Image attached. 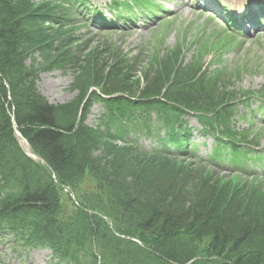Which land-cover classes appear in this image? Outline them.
<instances>
[{
  "label": "trees",
  "instance_id": "16d2710c",
  "mask_svg": "<svg viewBox=\"0 0 264 264\" xmlns=\"http://www.w3.org/2000/svg\"><path fill=\"white\" fill-rule=\"evenodd\" d=\"M73 5L87 10L86 0H0V244L47 249L55 264H264V181L248 166L264 157L258 135L233 124L239 99H264V87L230 89L227 69H204L200 53L184 62L180 47L156 50L135 81L140 57L112 48L80 60L64 31ZM72 68L77 95L50 104L40 73ZM92 87L123 96L105 101ZM96 102L107 112L93 130ZM190 115L214 140L209 165L190 144ZM154 127L148 151L134 136Z\"/></svg>",
  "mask_w": 264,
  "mask_h": 264
},
{
  "label": "rangeland",
  "instance_id": "374dc122",
  "mask_svg": "<svg viewBox=\"0 0 264 264\" xmlns=\"http://www.w3.org/2000/svg\"><path fill=\"white\" fill-rule=\"evenodd\" d=\"M36 3L51 2V0H34ZM91 8L97 7L98 10H104L108 19L110 14L106 10L111 1L121 0H89ZM155 5L154 13L151 19L145 17L146 9H139L137 21L128 22L126 26L120 23L118 26H108L106 28L95 26L93 20L89 17L78 15L80 23L73 29L76 44L82 46L83 59L87 53L98 49L103 52L102 57H107L108 52L113 48L126 55H137L142 53L145 63L137 66L134 73L131 74V80L135 81L140 77L147 64V57L153 53L167 52L175 47H180L184 52L186 60L195 56L197 52H203L204 64L221 56L223 64L229 71L239 70L242 79L238 86L242 89L257 90L264 85V30L257 27L248 30L247 34L237 36L236 41L231 46L221 52V46L217 39L218 33H221L224 22L216 23L206 17L207 13L205 3L217 13L222 6L229 10L254 9V7H264V0H153ZM260 9V8H257ZM201 12L204 15H201ZM226 15V14H225ZM220 17V15H218ZM159 17V19H157ZM68 30V29H67ZM229 32H226L227 38ZM222 38V40H224ZM30 64V61L27 62ZM72 71L62 72L56 69L52 72L40 74L38 88L51 104H64L73 99L77 92L71 91L73 83ZM256 104L253 105V108ZM105 111L100 105H94L88 118L87 125L95 128L100 123V117ZM242 113H245L242 110ZM249 119V117H247ZM190 126L197 127L194 118L188 119ZM238 127H245V122L238 120ZM256 129H261L263 123L261 120L254 122ZM150 138V139H149ZM139 143L147 148L155 146V138L139 136ZM193 141L199 146L200 154L210 153L212 147L211 139H204L197 132L192 135ZM203 143V144H202ZM260 148L264 149V136L261 137ZM225 172L224 176H230ZM51 253L48 250L19 251L11 249L10 244L0 245V264H55L50 260Z\"/></svg>",
  "mask_w": 264,
  "mask_h": 264
}]
</instances>
